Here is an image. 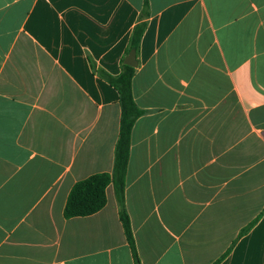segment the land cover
I'll use <instances>...</instances> for the list:
<instances>
[{"label":"crops","instance_id":"obj_1","mask_svg":"<svg viewBox=\"0 0 264 264\" xmlns=\"http://www.w3.org/2000/svg\"><path fill=\"white\" fill-rule=\"evenodd\" d=\"M124 203L139 264H264V0H146ZM144 0H0V264H135L113 187L120 71Z\"/></svg>","mask_w":264,"mask_h":264},{"label":"trees","instance_id":"obj_2","mask_svg":"<svg viewBox=\"0 0 264 264\" xmlns=\"http://www.w3.org/2000/svg\"><path fill=\"white\" fill-rule=\"evenodd\" d=\"M147 14V1L144 0L140 19L132 29L126 52L130 49H137L146 24L143 18ZM91 67L118 92L120 118L114 146L113 166L110 172H96L76 181L67 195L63 208V216L66 218L84 216L98 211L106 203L105 190L108 184H111L118 204L119 218L126 240L130 246L135 264H139L135 252L130 221L124 203V181L129 155L130 131L136 118L143 113V110L135 104L132 97L131 79L135 67L125 64L122 60L120 63V71L116 75H110L100 68L96 69L92 62Z\"/></svg>","mask_w":264,"mask_h":264},{"label":"water","instance_id":"obj_3","mask_svg":"<svg viewBox=\"0 0 264 264\" xmlns=\"http://www.w3.org/2000/svg\"><path fill=\"white\" fill-rule=\"evenodd\" d=\"M123 62L125 64H128L130 66L135 67L137 64L136 58H135V50L134 49H130L127 53V55L125 56Z\"/></svg>","mask_w":264,"mask_h":264}]
</instances>
